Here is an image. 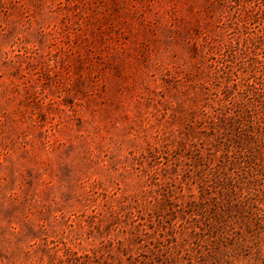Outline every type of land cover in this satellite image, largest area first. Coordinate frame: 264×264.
<instances>
[{
	"label": "rangeland",
	"instance_id": "1",
	"mask_svg": "<svg viewBox=\"0 0 264 264\" xmlns=\"http://www.w3.org/2000/svg\"><path fill=\"white\" fill-rule=\"evenodd\" d=\"M0 264H264V0H0Z\"/></svg>",
	"mask_w": 264,
	"mask_h": 264
}]
</instances>
